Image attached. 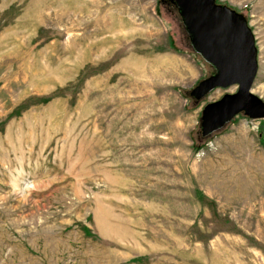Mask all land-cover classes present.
Wrapping results in <instances>:
<instances>
[{"label":"rangeland","instance_id":"obj_1","mask_svg":"<svg viewBox=\"0 0 264 264\" xmlns=\"http://www.w3.org/2000/svg\"><path fill=\"white\" fill-rule=\"evenodd\" d=\"M256 38L264 0H216ZM162 0H0V264H264V118Z\"/></svg>","mask_w":264,"mask_h":264},{"label":"water","instance_id":"obj_2","mask_svg":"<svg viewBox=\"0 0 264 264\" xmlns=\"http://www.w3.org/2000/svg\"><path fill=\"white\" fill-rule=\"evenodd\" d=\"M175 1L195 50L216 69L191 94L202 98L216 88L238 86L236 92L226 93L203 108L201 135L222 129L240 113L251 119L264 118V100L252 92L259 64L256 38L247 19L216 0Z\"/></svg>","mask_w":264,"mask_h":264},{"label":"flooded vegetation","instance_id":"obj_3","mask_svg":"<svg viewBox=\"0 0 264 264\" xmlns=\"http://www.w3.org/2000/svg\"><path fill=\"white\" fill-rule=\"evenodd\" d=\"M162 1L168 3L169 8L171 9L172 12H176V11L180 12V8L175 0H162Z\"/></svg>","mask_w":264,"mask_h":264},{"label":"trees","instance_id":"obj_4","mask_svg":"<svg viewBox=\"0 0 264 264\" xmlns=\"http://www.w3.org/2000/svg\"><path fill=\"white\" fill-rule=\"evenodd\" d=\"M180 13V12H179ZM186 26V25H185ZM186 28V30H187V32H188V35H189V37H190V39L192 38V35H191V33L188 31V29H187V27H185Z\"/></svg>","mask_w":264,"mask_h":264}]
</instances>
